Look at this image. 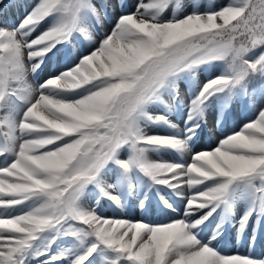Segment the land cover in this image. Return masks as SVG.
<instances>
[{"label":"snow or ice","instance_id":"6c2138e0","mask_svg":"<svg viewBox=\"0 0 264 264\" xmlns=\"http://www.w3.org/2000/svg\"><path fill=\"white\" fill-rule=\"evenodd\" d=\"M170 6L180 0H138L104 31L107 0H38L19 25L0 27V264H264L217 247L237 205L241 233L264 220V86L252 87L264 80V0L165 19ZM79 37L93 47L76 56L67 48ZM61 53L63 67L34 87L29 74ZM234 103L252 118L194 151L213 105ZM182 109L183 128L171 120ZM164 151L191 162L150 158ZM152 190L180 198L182 218L104 215L102 201L123 211L133 196L150 208Z\"/></svg>","mask_w":264,"mask_h":264},{"label":"rangeland","instance_id":"374dc122","mask_svg":"<svg viewBox=\"0 0 264 264\" xmlns=\"http://www.w3.org/2000/svg\"><path fill=\"white\" fill-rule=\"evenodd\" d=\"M8 4L7 8H3L0 6V27L7 25L9 28L15 25H19V23L25 18V16L33 9V7L38 3V0H5ZM29 2V4L27 3ZM94 2L99 3L100 0H94ZM144 2H148V0H144ZM234 2V0H180L181 7L179 10H176L174 7L170 6L166 9L164 13L165 19H171L174 15L183 16L189 14L193 11L198 12H207L209 10H217L222 8L225 5ZM138 3V0H107V16L108 21L105 22L104 31H108L112 24L109 21H114L117 17H119L122 13L132 12L135 11V6ZM28 4V5H27ZM27 5V6H26ZM113 8V9H112ZM112 9V10H111ZM220 22V21H218ZM44 25H41L37 29L36 32L32 34L29 39H34L37 35L40 34L41 31L44 30ZM74 45V47H73ZM62 47V46H58ZM91 45V42L87 40L85 37H79L78 39L74 38L72 43L68 46L67 51H72L75 53L76 56H79L81 51H88ZM55 51V50H54ZM257 52L260 50L257 49ZM51 55V54H49ZM26 66L29 68L33 61L27 60L26 56ZM64 64V54L61 53L54 57L52 60L46 59L45 66L41 72L36 74H29V82L34 86H38L39 83L43 82L46 78L51 75L56 74V71L63 67ZM213 74H218L220 71L223 70L222 65H214L213 66ZM206 73L198 74V79L203 82L206 79ZM179 93L180 99L185 102V104L190 103V84L186 81H181L179 84ZM186 109L181 110L180 115L172 114L171 120L173 123L178 124L181 128H183L184 123L183 120L186 118L184 113H186ZM155 114H159L158 112ZM251 117L250 113L245 112L242 108L235 105L226 109L221 110L217 105H213V108L209 110V115L207 119V123L202 125L200 134L195 141L194 151H202L207 149L214 148L219 140L224 138L225 133H231L233 131H238L244 123H246ZM217 120L219 124H217ZM152 134H169L168 130L161 129L157 127H150L147 129ZM211 134H210V133ZM216 132V133H215ZM211 136V137H210ZM179 154H176L171 151H164L160 153H150V158L153 160H164V161H183L186 163L191 162V153L185 154L182 158L179 157ZM185 195L189 196L192 195L194 189L188 188L185 184L184 189ZM146 191V190H145ZM149 201L146 202L151 204L150 208H142L140 206V198L139 196H133L131 201L128 200L127 207L120 211L116 209L114 206H109L107 202L102 201L104 203V215L106 216H116L117 218H127L130 219L131 215H137L138 217L142 216L144 218H148L151 221H158V222H170L173 219L182 218L183 216V208L184 204L181 202L180 198L173 197L169 190H165L161 193H157L155 190H152L148 193ZM161 196L168 201V203L172 204L173 208H178V213H175L173 216L169 215L170 209L164 205L163 200H161ZM134 201V204L130 205ZM87 206H92L91 202ZM130 206V207H129ZM164 211H161V209ZM207 210H200L196 214V218L203 215L204 212ZM245 211V206L243 204L237 205L233 216L230 222L226 223L224 226V235L222 237V244L225 245L227 241V234L228 231H233L235 229L237 233H239V220L243 216ZM115 213V214H114ZM139 217V218H140ZM142 219V218H141ZM131 220V219H130ZM219 217H213L208 221L207 231L203 233L206 237L210 238V234L215 228L216 224L219 223ZM233 226V227H232ZM264 232V220L257 222V218L254 216L249 220L248 227L245 229L243 233H239V238L236 240V244L234 248L230 251H223L227 254H234L231 251L236 250V246L242 247L244 242L251 246L255 250V255L253 258L256 259H264V240L262 239V235ZM258 235V236H257ZM247 236V238H246ZM253 237L255 239L253 240ZM241 238H244L241 241ZM249 238V239H248ZM70 239V238H69ZM249 241V242H248ZM221 245V243H220ZM243 249L238 254L241 255H248L247 251Z\"/></svg>","mask_w":264,"mask_h":264},{"label":"bare ground","instance_id":"6f19581e","mask_svg":"<svg viewBox=\"0 0 264 264\" xmlns=\"http://www.w3.org/2000/svg\"><path fill=\"white\" fill-rule=\"evenodd\" d=\"M28 4H29V2H27ZM27 4V5H28ZM26 5V6H27ZM113 9V8H112ZM111 9V10H112ZM210 133V132H209ZM216 133V132H215ZM211 134V133H210ZM211 137V136H210ZM182 157H184V156H179V157H177V158H182ZM184 192H185V190H184ZM186 193V192H185ZM186 195H187V193H186ZM174 197V196H173ZM131 199H132V197L129 199L130 201H131ZM132 204H134V201H132V203L130 204V205H132ZM166 206V205H165ZM130 207V206H129ZM176 209H178V208H176ZM175 213H178V211H176V212H172V211H169V215H174ZM115 214V213H114ZM198 214H196V216H197ZM140 217V216H139ZM137 215H131V220H141V218L142 219H146V218H144V217H140L139 218ZM147 220H148V218H147ZM158 222V221H157ZM233 227V226H232ZM240 233V232H239ZM239 233H237V231L235 230V229H233V231H228L227 232V234H225V237L227 236L228 238H227V241H226V244L225 245H223L222 244V242H221V245L219 244V245H217V247L218 248H220V249H222L223 251H230V250H232L233 248H234V245L236 244V240L239 238V235L241 234H239ZM244 234V233H243ZM242 235V234H241ZM262 235V239L264 240V232H263V234H261ZM258 236V235H257ZM246 238H247V236H246ZM244 238H241V241L243 240ZM249 239V238H248ZM244 241V240H243ZM249 242V241H248ZM243 249H245L244 251H247L248 252V255H251L252 257H253V255H255L256 253H255V250H254V248L252 247V243H251V246H248V244L246 243V242H244V244L242 245V247H239V246H236V250L235 251H231V252H233L234 254H238L239 252H241Z\"/></svg>","mask_w":264,"mask_h":264},{"label":"trees","instance_id":"16d2710c","mask_svg":"<svg viewBox=\"0 0 264 264\" xmlns=\"http://www.w3.org/2000/svg\"><path fill=\"white\" fill-rule=\"evenodd\" d=\"M233 23H235V22H233ZM263 85H264V80L257 79L255 81H253L252 87L259 89Z\"/></svg>","mask_w":264,"mask_h":264}]
</instances>
